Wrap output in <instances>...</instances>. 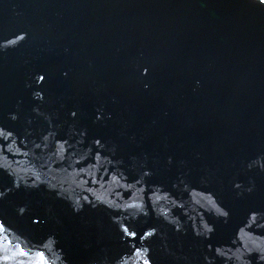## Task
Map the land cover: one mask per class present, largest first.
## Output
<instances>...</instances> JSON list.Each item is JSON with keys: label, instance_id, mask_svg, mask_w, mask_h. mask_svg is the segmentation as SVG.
Listing matches in <instances>:
<instances>
[{"label": "water", "instance_id": "1", "mask_svg": "<svg viewBox=\"0 0 264 264\" xmlns=\"http://www.w3.org/2000/svg\"><path fill=\"white\" fill-rule=\"evenodd\" d=\"M0 264H264V0H0Z\"/></svg>", "mask_w": 264, "mask_h": 264}]
</instances>
